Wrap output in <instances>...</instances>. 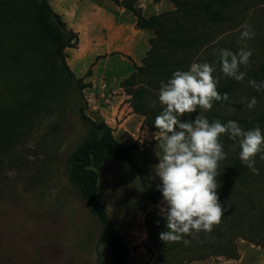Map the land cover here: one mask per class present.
I'll list each match as a JSON object with an SVG mask.
<instances>
[{
  "label": "rangeland",
  "instance_id": "obj_1",
  "mask_svg": "<svg viewBox=\"0 0 264 264\" xmlns=\"http://www.w3.org/2000/svg\"><path fill=\"white\" fill-rule=\"evenodd\" d=\"M46 1L58 17L49 22L74 35L64 51L68 68L39 22L42 0H0V264H111L100 221L69 177L73 152L101 136L89 122L103 123L88 107L95 66L98 74L121 78L133 71L121 56L134 63L135 79L109 90L129 96L134 110L151 109L144 124L155 132L152 123L163 107L160 81L188 70L193 60L207 61L216 90L230 85L232 92L223 105L212 100L210 109L197 111L210 122L231 119L264 130V89L247 83L264 80V0ZM245 21L255 36L241 40L237 29ZM245 46L252 56L240 66L247 75L238 82L220 71L218 49ZM252 96L257 105L248 109ZM220 141L226 153L216 169L221 220L178 241L159 238L162 197L148 190L160 183L155 140L151 147L123 142L128 158L108 156L90 167L99 175L98 196L130 249L128 264L264 262V151L255 155L253 173L239 158L237 139L224 133Z\"/></svg>",
  "mask_w": 264,
  "mask_h": 264
},
{
  "label": "clouds",
  "instance_id": "obj_2",
  "mask_svg": "<svg viewBox=\"0 0 264 264\" xmlns=\"http://www.w3.org/2000/svg\"><path fill=\"white\" fill-rule=\"evenodd\" d=\"M237 31L241 40L255 36L247 21L241 23ZM251 56L252 49L246 46L236 52L220 48V71L242 81L247 73L239 70L240 66L248 65ZM214 71V66L207 61L193 60L188 70L174 71L167 82L160 81L158 100L163 107L153 120L156 131L152 138L156 141L158 157L153 169L160 181L156 187L162 197L159 215L165 222L159 238L164 242L178 241L190 232L209 231L220 222L223 212L216 191V169L226 156L221 134L227 133L230 139H237L240 160L251 172L258 171L254 157L264 150V130L259 125L244 129L231 119L223 123L219 119L210 122L197 111V108L210 109L213 99H221ZM247 83L257 91L264 89V80L249 78ZM227 98L224 93L223 99ZM256 105L255 96L248 98V109ZM193 112H198L194 119L181 120L184 114ZM260 159H264V155Z\"/></svg>",
  "mask_w": 264,
  "mask_h": 264
},
{
  "label": "trees",
  "instance_id": "obj_3",
  "mask_svg": "<svg viewBox=\"0 0 264 264\" xmlns=\"http://www.w3.org/2000/svg\"><path fill=\"white\" fill-rule=\"evenodd\" d=\"M115 1L117 3L119 2L118 0ZM50 16H54L58 19V17L53 14L48 2L42 0L39 6V22H41L40 24L53 42L56 57L61 59L64 68H68L64 51L70 46L74 35L73 33H68L64 28H56L54 22L53 24L49 22ZM57 22L58 25H62L59 20ZM133 76L128 80H134L135 78ZM217 92L221 95V99H213V102L218 105H223L226 102L225 99H223V94L227 93V95H229L232 92V88L230 85L220 86L217 88ZM134 107L135 111L142 115H149V111L151 110L146 109V105H134ZM89 122L94 128L101 131V136L84 142L73 152L70 161L69 177L79 194L90 206L92 213L100 221L102 228L100 242L110 246L112 252L111 264H128L126 258L130 249L124 239L119 235L104 204L98 196L97 186L99 175L90 167L92 165H101L108 156L116 159H126L128 158L127 154L129 149L125 148L115 139L112 130L104 122L96 123L93 120H89ZM136 168L139 172H142V169L139 167ZM148 190L152 196L161 194L157 190V187L154 186H148Z\"/></svg>",
  "mask_w": 264,
  "mask_h": 264
},
{
  "label": "crops",
  "instance_id": "obj_4",
  "mask_svg": "<svg viewBox=\"0 0 264 264\" xmlns=\"http://www.w3.org/2000/svg\"><path fill=\"white\" fill-rule=\"evenodd\" d=\"M121 57L124 60L129 61V63L133 67V71L121 78H116L114 76L112 78H107L105 75V71H102L100 74H98L95 66L92 82H94L95 84L97 83V85H94L89 92V112L99 118H102V121L105 122L107 126L112 130L115 139L118 140L123 146V142H127L128 140L138 142L136 141V138L139 136V133L142 132L144 134V137L147 139V143L140 145L151 147L154 141V139L152 138V133L154 131L150 130L144 124L147 119L146 116L135 112L129 96H116L117 94L122 95V92L114 93L109 90L116 89L117 87L119 89L123 81L129 79L137 72L134 63L131 60L127 59L124 56ZM105 82L108 84V89ZM102 87H105L107 92L110 93L111 96L114 94V97L112 96L111 102L108 104L104 103L99 98L97 99L98 102L93 100L94 96L99 95L100 89ZM145 129H147V132L145 131ZM141 168L142 167H140V169ZM258 264H264V262Z\"/></svg>",
  "mask_w": 264,
  "mask_h": 264
},
{
  "label": "built area",
  "instance_id": "obj_5",
  "mask_svg": "<svg viewBox=\"0 0 264 264\" xmlns=\"http://www.w3.org/2000/svg\"><path fill=\"white\" fill-rule=\"evenodd\" d=\"M98 97L101 101L107 104L111 102V98H112L111 94L107 92L105 87H102L100 89ZM146 140L147 139L144 137V134L142 132L139 133V136L136 138V141H138L140 144H146L147 143Z\"/></svg>",
  "mask_w": 264,
  "mask_h": 264
}]
</instances>
